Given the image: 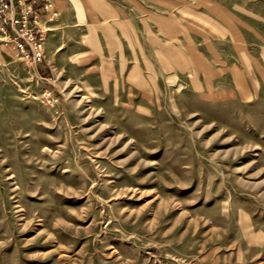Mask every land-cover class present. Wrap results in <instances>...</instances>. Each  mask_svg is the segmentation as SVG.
<instances>
[{"label": "rangeland", "instance_id": "374dc122", "mask_svg": "<svg viewBox=\"0 0 264 264\" xmlns=\"http://www.w3.org/2000/svg\"><path fill=\"white\" fill-rule=\"evenodd\" d=\"M8 1L0 264H264V0Z\"/></svg>", "mask_w": 264, "mask_h": 264}, {"label": "built area", "instance_id": "2783aa9c", "mask_svg": "<svg viewBox=\"0 0 264 264\" xmlns=\"http://www.w3.org/2000/svg\"><path fill=\"white\" fill-rule=\"evenodd\" d=\"M21 4L23 2H26V0H20ZM21 14L17 15L16 13V8L14 6V3L12 1H8V0H0V16L4 15V20L7 22L8 19H10L12 21V23L14 24H24L26 25L28 23V20H29V16L32 15V12H33V8H32V4H30V7L28 9H25V8H21ZM12 12L14 13L13 16H8V13L7 12ZM24 49V46L21 45ZM32 47V53L35 57L37 58H41L42 56V52L41 50L39 49L38 45L35 43V44H32L31 45ZM27 54H29L27 52Z\"/></svg>", "mask_w": 264, "mask_h": 264}]
</instances>
